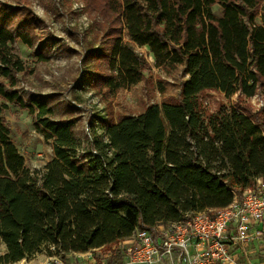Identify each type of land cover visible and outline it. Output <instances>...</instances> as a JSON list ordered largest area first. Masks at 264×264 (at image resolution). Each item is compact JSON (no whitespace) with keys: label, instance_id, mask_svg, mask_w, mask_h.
I'll return each mask as SVG.
<instances>
[{"label":"trees","instance_id":"obj_1","mask_svg":"<svg viewBox=\"0 0 264 264\" xmlns=\"http://www.w3.org/2000/svg\"><path fill=\"white\" fill-rule=\"evenodd\" d=\"M85 4L103 32L82 56L92 64L93 89L111 96L141 83L152 67H181L180 96L104 121L103 134L82 142L74 120L51 119L52 96L25 98L16 89L26 70L16 43L46 62L54 40L39 36L45 21L31 9L0 3V98L36 119L54 153L44 172L28 169L1 116L8 105L0 107V264L22 262L43 246L63 257L108 251L140 229L227 208L264 178V107L247 103L264 91V0ZM208 92L237 101L210 112Z\"/></svg>","mask_w":264,"mask_h":264},{"label":"rangeland","instance_id":"obj_2","mask_svg":"<svg viewBox=\"0 0 264 264\" xmlns=\"http://www.w3.org/2000/svg\"><path fill=\"white\" fill-rule=\"evenodd\" d=\"M0 3L31 9L45 21V28L40 29L39 36L54 40V44L47 47L50 58L46 62L40 61L34 50L21 42L16 43L17 53L26 67L25 72L18 75L16 89L25 98L29 93L52 96L50 107L54 112L51 119L56 122L74 120L76 133L82 142L103 134L104 121L117 122L122 117L137 116L152 104L179 98L180 85L184 80L181 67L171 73L152 67L141 83L111 96H102L92 88L87 78L92 64L82 62V56L89 45H100L103 32L94 25L98 18L88 11L85 0H0ZM214 12L221 15L222 9L216 6ZM138 51L153 65V57L146 49ZM203 100L205 107L214 112L220 104L229 106L236 103L237 97L228 99L220 92H208L203 95ZM247 103L254 111L264 107V91H259ZM4 104L8 108H3L1 116L11 130L12 142L25 158L26 167L32 172H44L54 157L52 144L36 131V119L28 111L0 98V107ZM5 251L2 245L0 254ZM48 252L49 246H43L25 260L31 264H42ZM103 252L93 253L100 255ZM69 259L79 260L77 257Z\"/></svg>","mask_w":264,"mask_h":264},{"label":"built area","instance_id":"obj_3","mask_svg":"<svg viewBox=\"0 0 264 264\" xmlns=\"http://www.w3.org/2000/svg\"><path fill=\"white\" fill-rule=\"evenodd\" d=\"M260 243H264V178L256 179L255 186L227 208L196 213L155 231L140 229L100 255L93 252L101 249L86 253L81 261L63 257L50 246L51 255L42 264H163L173 263L176 254L182 264H251V247Z\"/></svg>","mask_w":264,"mask_h":264},{"label":"crops","instance_id":"obj_4","mask_svg":"<svg viewBox=\"0 0 264 264\" xmlns=\"http://www.w3.org/2000/svg\"><path fill=\"white\" fill-rule=\"evenodd\" d=\"M85 254H78L72 253L67 255L68 258L77 257L79 260H72V261H81L84 260ZM46 257H44L45 260ZM249 262L251 264H264V243L255 244L251 247L250 254H249ZM43 261V260H42ZM240 261L245 263L243 258H240ZM174 264H182L180 260L177 258V254L175 255V259L173 260ZM163 264H172L169 260H166Z\"/></svg>","mask_w":264,"mask_h":264}]
</instances>
